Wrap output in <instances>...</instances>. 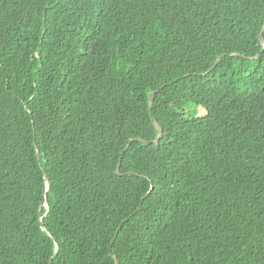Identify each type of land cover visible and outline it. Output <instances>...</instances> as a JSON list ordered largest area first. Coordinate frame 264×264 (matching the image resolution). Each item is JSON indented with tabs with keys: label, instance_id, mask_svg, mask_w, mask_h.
<instances>
[{
	"label": "trees",
	"instance_id": "trees-1",
	"mask_svg": "<svg viewBox=\"0 0 264 264\" xmlns=\"http://www.w3.org/2000/svg\"><path fill=\"white\" fill-rule=\"evenodd\" d=\"M261 33L264 0H0V264H264Z\"/></svg>",
	"mask_w": 264,
	"mask_h": 264
},
{
	"label": "water",
	"instance_id": "water-1",
	"mask_svg": "<svg viewBox=\"0 0 264 264\" xmlns=\"http://www.w3.org/2000/svg\"><path fill=\"white\" fill-rule=\"evenodd\" d=\"M260 41H261V43H262V45L264 46V40H263V37H262V33L260 34ZM221 59V56L217 59V61H219ZM216 61V62H217ZM163 86V85H162ZM162 86H160L158 89H156V90H154V91H151L150 92V94H149V106L151 107V105H152V101H153V97H154V94L160 89V88H162ZM162 134H163V131H162V128L159 126V128H158V136H157V138L154 140V142L156 143V144H158V141H159V139H160V137L162 136ZM146 142H151V141H146ZM118 172H119V165H118V170H117ZM118 231H119V229H118ZM115 257V256H114ZM117 264H119L118 263V261H117Z\"/></svg>",
	"mask_w": 264,
	"mask_h": 264
},
{
	"label": "rangeland",
	"instance_id": "rangeland-1",
	"mask_svg": "<svg viewBox=\"0 0 264 264\" xmlns=\"http://www.w3.org/2000/svg\"><path fill=\"white\" fill-rule=\"evenodd\" d=\"M198 113L201 115H203V114H206V111L203 109V108H201V107H199V109H198Z\"/></svg>",
	"mask_w": 264,
	"mask_h": 264
},
{
	"label": "clouds",
	"instance_id": "clouds-1",
	"mask_svg": "<svg viewBox=\"0 0 264 264\" xmlns=\"http://www.w3.org/2000/svg\"><path fill=\"white\" fill-rule=\"evenodd\" d=\"M205 110V109H204ZM206 111V114L208 113V111L207 110H205ZM202 115V114H201ZM203 115H205V114H203ZM47 183H48V181H47Z\"/></svg>",
	"mask_w": 264,
	"mask_h": 264
}]
</instances>
